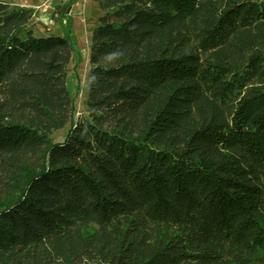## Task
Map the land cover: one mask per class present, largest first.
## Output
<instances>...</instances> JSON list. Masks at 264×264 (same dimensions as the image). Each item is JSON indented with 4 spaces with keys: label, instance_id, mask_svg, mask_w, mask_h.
I'll list each match as a JSON object with an SVG mask.
<instances>
[{
    "label": "trees",
    "instance_id": "1",
    "mask_svg": "<svg viewBox=\"0 0 264 264\" xmlns=\"http://www.w3.org/2000/svg\"><path fill=\"white\" fill-rule=\"evenodd\" d=\"M94 1L75 118L0 0V264H264V0Z\"/></svg>",
    "mask_w": 264,
    "mask_h": 264
},
{
    "label": "rangeland",
    "instance_id": "2",
    "mask_svg": "<svg viewBox=\"0 0 264 264\" xmlns=\"http://www.w3.org/2000/svg\"><path fill=\"white\" fill-rule=\"evenodd\" d=\"M8 3L11 7H31L34 12L31 27L34 37H63L72 44L74 51L68 67L67 89L73 99L74 117L86 115L84 81L89 70L88 50L92 32L102 16L97 3L94 0H8ZM43 16L49 19L43 23L46 25L35 20ZM20 38L25 39L26 34H21ZM68 129L69 126H66L55 133L53 140L61 141Z\"/></svg>",
    "mask_w": 264,
    "mask_h": 264
},
{
    "label": "crops",
    "instance_id": "3",
    "mask_svg": "<svg viewBox=\"0 0 264 264\" xmlns=\"http://www.w3.org/2000/svg\"><path fill=\"white\" fill-rule=\"evenodd\" d=\"M52 3L54 4V2L52 1ZM53 4H52V6H53ZM52 6L50 5L49 7H51L52 8ZM19 7H21V6H19ZM25 9H31V7H24ZM33 19H34V17H33ZM32 19V21H31V23H33L34 24V20ZM35 20L36 21H41L40 23H41V25H46V24H43L46 20L48 21L49 19H48V17L46 16H43V17H39V18H35Z\"/></svg>",
    "mask_w": 264,
    "mask_h": 264
},
{
    "label": "clouds",
    "instance_id": "4",
    "mask_svg": "<svg viewBox=\"0 0 264 264\" xmlns=\"http://www.w3.org/2000/svg\"><path fill=\"white\" fill-rule=\"evenodd\" d=\"M114 55V54H113Z\"/></svg>",
    "mask_w": 264,
    "mask_h": 264
}]
</instances>
